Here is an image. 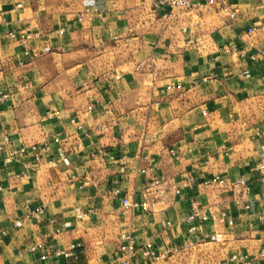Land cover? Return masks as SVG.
Returning <instances> with one entry per match:
<instances>
[{
  "label": "crops",
  "instance_id": "1",
  "mask_svg": "<svg viewBox=\"0 0 264 264\" xmlns=\"http://www.w3.org/2000/svg\"><path fill=\"white\" fill-rule=\"evenodd\" d=\"M214 1L0 0V264H264V0Z\"/></svg>",
  "mask_w": 264,
  "mask_h": 264
},
{
  "label": "built area",
  "instance_id": "2",
  "mask_svg": "<svg viewBox=\"0 0 264 264\" xmlns=\"http://www.w3.org/2000/svg\"><path fill=\"white\" fill-rule=\"evenodd\" d=\"M144 1H148L149 4L155 10H159V9L167 10L164 13L165 17H172L173 11L175 9L185 10V9H189L192 7V0H144ZM214 4H215L214 0H208V2H207L208 6H213ZM229 15L231 18L236 17V14L234 12H231ZM256 30H257L256 28H253L251 32H254ZM12 36H14V35H12ZM30 40H31V35H22L21 45L24 48L25 56H30V49H29ZM225 52L229 53L230 49H226ZM258 52H259V55L263 54L264 53V47L262 49L258 50ZM256 58H257V55L253 57V59H256ZM20 65H24V63L21 61ZM243 74H244V76H247V77L250 76V73L248 71H245ZM208 80L209 79L207 77H204L201 80L194 81V85H198V84L206 82ZM6 97H7V95L1 93L0 100H4ZM172 155L175 156L176 158H178V154L176 151H172ZM122 161H123L122 164L124 165L125 159H123ZM259 166L261 169H263L264 161H262V163ZM146 172L147 171L145 169L141 170V173H143V174H146ZM188 181L192 183V182H194V179L192 177H190V179ZM219 182L223 183L224 180H219ZM240 183H241V185L244 186V189L246 191H249V186L246 184V181L244 179H242ZM159 185H160V181H158V180L153 181V183L150 185V187H148V192L151 190L152 187L159 186ZM118 192L119 191H117V193ZM136 206H138V204L136 202H131L129 200V198L125 197L123 199L124 210H129V209L136 207ZM144 208L145 209L148 208V203L144 204ZM44 212H45V209H43V208H38L36 210L37 214H44ZM197 218H200L203 220L208 219V217L206 215L201 214L199 204L194 203L193 204V213L189 217V220H195ZM224 221H225V216L223 215L221 217V222H224ZM229 223L233 224V221H230ZM213 240L216 242H220L221 236L215 235V237H213ZM120 241H121L120 254L115 257L114 264H139V262H138L139 258L142 259V264H160L161 262L168 260L169 258H171L172 256H174L180 252L188 251L189 249H191L195 245L194 242H188V243H184L180 247H170V248H167L163 251H159L155 247L152 239L146 238L144 240L143 245L141 247H138L136 237L131 232H126V231L121 233ZM35 249L36 248L32 247L33 251ZM52 255L56 256V257L65 256L67 258H72V257L76 256V254L73 251L67 252V253H63L61 251H55ZM48 257H49L48 255H44V256H42L41 259L46 261L48 259ZM232 260H239V261H243L244 264H251L250 262L245 261V259H244V257H242V255L233 256Z\"/></svg>",
  "mask_w": 264,
  "mask_h": 264
},
{
  "label": "rangeland",
  "instance_id": "3",
  "mask_svg": "<svg viewBox=\"0 0 264 264\" xmlns=\"http://www.w3.org/2000/svg\"><path fill=\"white\" fill-rule=\"evenodd\" d=\"M261 163H262V162H261ZM261 163H260V164H261ZM260 164H259V165H260ZM259 170L264 172V166H263V169H261L260 166H259Z\"/></svg>",
  "mask_w": 264,
  "mask_h": 264
},
{
  "label": "clouds",
  "instance_id": "4",
  "mask_svg": "<svg viewBox=\"0 0 264 264\" xmlns=\"http://www.w3.org/2000/svg\"><path fill=\"white\" fill-rule=\"evenodd\" d=\"M85 2H86V3H90V2H91V0H85Z\"/></svg>",
  "mask_w": 264,
  "mask_h": 264
}]
</instances>
